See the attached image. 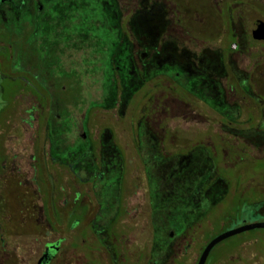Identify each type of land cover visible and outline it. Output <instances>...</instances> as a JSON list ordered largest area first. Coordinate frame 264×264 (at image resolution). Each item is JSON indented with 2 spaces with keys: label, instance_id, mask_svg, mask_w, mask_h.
Segmentation results:
<instances>
[{
  "label": "flooded vegetation",
  "instance_id": "flooded-vegetation-1",
  "mask_svg": "<svg viewBox=\"0 0 264 264\" xmlns=\"http://www.w3.org/2000/svg\"><path fill=\"white\" fill-rule=\"evenodd\" d=\"M32 2L36 14L43 15L40 0H0V43L10 39L2 27L8 16L18 19ZM205 2L211 4L217 18L223 15L230 20L229 29L220 27L217 36L215 29L200 31L204 18L194 9L196 0H103L101 11L116 35L112 48L117 64L112 66V77H107L103 68L90 75L93 97H87L88 102L79 89L68 97V82L52 85L53 78L45 75L48 87L38 83L42 78L37 76V68L31 67L37 61L28 56L26 70H22L28 77L22 80L31 89L19 85L11 100L22 97L33 101L23 110L27 117L21 121L25 126L22 132L31 130L33 139L19 148L9 146L7 117L0 123V181L7 178L10 194L24 196L19 221H10L11 215L0 212V255L4 259L14 257V264H26L27 260V264H59L64 257L66 264H196L198 258L192 263L190 257L193 248L200 255L206 244L200 250L199 239H203L188 235L182 221L181 232L175 222L159 227L160 231L169 230L164 246L156 250L158 228H154L151 214L145 226L148 233L143 241L138 240L139 179L149 198L152 178L159 181L163 176L162 180L171 179L175 186L188 170H194L195 212L209 213L199 215L203 232L198 233L206 238L211 234L206 223H210L209 229L216 228L218 214L213 213V207H219L230 191V174L239 178L251 164H257L259 179H264V137H253L254 123L259 121V127H264V38L253 37V23L246 26L240 13L241 23L234 24L235 3ZM245 9L244 4L241 14ZM228 36L236 40L227 42ZM252 42L259 45L261 54L257 77L234 59ZM132 76L135 78L128 80ZM101 78L103 92L97 84L102 85ZM116 83L119 86L115 87ZM178 85L184 98L176 91ZM62 101H71L74 107ZM174 102L179 107L170 109ZM122 105L125 108H120ZM60 121L70 135L66 142L52 140V123ZM171 133L176 137L169 140ZM176 141L178 148L171 144ZM58 144H65V150L58 152ZM229 150L233 157L227 156ZM255 153L259 155L253 156ZM59 165L65 167V174L57 171ZM134 169L140 175L132 172ZM113 170L115 184L109 185V195L102 200L96 185H102L104 176ZM255 175L247 179L250 185L257 182L252 179ZM64 179L67 188L61 183ZM260 192L264 194V189ZM251 213L259 220L243 221L239 226L264 221V207ZM218 221L224 223L221 218ZM10 227L17 234L12 235ZM60 229L64 230L61 236ZM239 234H244L243 243L237 248L232 239L235 254L230 264H250L254 258H247L244 252L252 245H258L264 264V229Z\"/></svg>",
  "mask_w": 264,
  "mask_h": 264
},
{
  "label": "rangeland",
  "instance_id": "rangeland-1",
  "mask_svg": "<svg viewBox=\"0 0 264 264\" xmlns=\"http://www.w3.org/2000/svg\"><path fill=\"white\" fill-rule=\"evenodd\" d=\"M188 1H191L192 3L195 2V0ZM196 1L197 3L194 9L202 18H204V27H200V31H203L204 29H215V36H217L216 31H219L220 27L224 29H227L228 27L229 29L228 25L230 20L226 16L223 17L222 15L220 18H217L218 16L215 14L216 11L211 7V4L205 2L207 0ZM40 2L43 6V15L38 16L36 14L35 4L32 2L30 5H27L25 11H21L18 19L8 16L5 24L2 26L5 34L9 35L10 41L7 40L0 43V123H2V120L7 117L6 124L10 130L7 135L8 145L16 148L23 146L25 141L33 139L31 136V130L28 132H22L25 126L24 123L21 122L27 117L23 110L31 107L33 101L28 98L22 99V97L15 101L11 100V95L16 92L20 86H24V90L31 89L28 82L22 80L23 77H28V74L22 71L26 70L27 66L25 64H27L28 56H30L29 60L31 59V56H33L35 61H37L36 63L33 62L31 67L32 70L36 67L37 76L42 78L38 83H42V86H46L47 88L49 83L44 81V77L46 78V76L53 78V81L50 82L52 85L54 83L59 85V81H61V85L65 86V83L68 82V97H72L73 95L71 94L74 93L78 94L79 89L83 92L84 101L86 102H88L87 97H93L91 92H89L91 91V82L93 81L90 79V75L94 73V71L99 74L98 69L103 68L108 72L107 77H112V66L117 64V53L112 48L116 35H114L109 28L110 24L106 14L101 11L103 0H40ZM222 2H224V0H221V3ZM230 2L235 3L234 24L240 22L237 17L239 13V15H242V18L240 19L245 20L246 26L248 25L249 27H251L254 19L264 18V0H230ZM244 4L246 6V11H244V14H241V8L244 7ZM244 38L249 42V37L247 35H245ZM225 40L227 42H233L236 39L232 40V38L228 36ZM241 50L242 51L234 55V59L239 60L242 67L245 66L249 71L255 72L254 75L257 77L258 64L261 60L259 45L253 42L247 43L246 47ZM173 61L175 60L173 59ZM169 72L170 76H172V69L169 70ZM166 74L168 75V73ZM16 76H21V78H16ZM134 78L135 76L128 77V80L131 79L132 81ZM101 79L102 85L99 86V82L97 84L101 89L100 91L103 92L105 88L104 78ZM112 84L113 83L111 82L110 86ZM117 86H119L118 83L115 84V87ZM180 87L181 86L179 85L176 86V91H178L179 94L181 93V95H179L181 99L184 98V96H182L184 94L181 92ZM61 100L65 101L64 98H61ZM63 101L62 103H68L74 107L73 102ZM178 107L179 105L175 102L171 103L169 106L170 109H176ZM120 108H125V105H122ZM137 108H139V106H137ZM59 111H61L60 108ZM54 112H57V110H54ZM60 123L61 121L58 123H52V140L66 142L69 140L70 135L65 132ZM254 124L256 127H253V134L256 136L253 137L258 140L259 137H264V127H259V121ZM262 124L264 125V122ZM173 137L175 138L176 135L171 133L169 140H172ZM261 140H263V138H261ZM175 143L171 144L178 148V141ZM65 147V144H58L57 151L61 152L62 150H65ZM16 148L12 150H18ZM69 150L72 151L71 148ZM75 150L77 152V148H74V151ZM226 154L228 157H233V152L231 150L228 152L226 151ZM255 154L256 155L253 156L259 155L258 153ZM213 156L216 159L215 161L218 162L220 158L219 154ZM194 157L197 159V154H194ZM223 159L224 158L222 157V160ZM251 165H253V167L251 166L250 169L247 168L245 173L239 178L234 174H230V191L225 193L219 203L220 206H214V210H212L216 211L213 212L215 215L218 214L216 228L211 230L209 229L211 228L210 223H206V226L209 227L207 229L211 232L210 236L239 226L243 221L249 222L259 220V217L254 216L251 213V210L264 207V194L260 192V189H264V179L263 177L262 179H259L261 176V170L258 168L257 164ZM108 168L110 169L111 166H108ZM58 170L62 171V174L63 172L65 174V167L59 165L57 167V171ZM132 172H138L137 175L139 174L137 169H134ZM217 172L219 173V171ZM252 173L256 174V178L252 177V179L258 180L250 185V181L247 179L251 177ZM115 175L116 170L110 171L104 176L102 185H96V189H99V193H101L99 197L102 200L109 195V185L113 184L114 186L115 183L113 182V179L115 178ZM193 175L194 170H188L186 176H181L179 182L180 185L178 184L175 186L171 185V179L170 181H167V179L162 180L163 176L159 181L152 178V197L149 198L146 195L145 183L142 178L139 179L138 184H141V186L138 187L139 190L137 192L139 226L136 234L140 242L144 240V236L148 233V229L145 226L148 225L151 220L152 214L154 228H158L156 231V250H160L164 246V242L167 241V231L169 230L167 229L166 231L165 229L160 231L159 227H162L163 224H171L172 222H175L177 232H181L183 227L179 224L180 221L186 226L188 235L189 233H192L198 237L201 236V239L203 240L201 241L199 239L201 246L199 248L200 250L206 244L207 238L205 234L199 235L198 233L202 229L199 227V219L205 214V212L201 215L199 214L200 212H195L193 201L195 200L196 195L194 194ZM61 183L67 188L66 179L61 181ZM10 184L11 181H8L7 178H5V180L2 178V181H0V212H4L8 216L11 215V219H9L10 221H19L18 211L21 207V203H23V195L20 194L17 196L15 193L10 194V191L12 190V187L10 189ZM179 186H181V188L183 186L184 189L182 188L180 191L178 189ZM8 188L10 189L9 191ZM91 188L93 189V186ZM149 200L154 208L153 213H151L149 208ZM185 205L186 212H183ZM204 205H207L206 201H204ZM224 210L229 212L222 213ZM208 214L209 213H206L205 215L208 216ZM220 218L224 223L218 221ZM221 222L223 225L220 227ZM206 226L204 224L203 228ZM10 229L12 235L17 234L13 231V228L10 227ZM63 231V229L59 230V236L63 235ZM229 243H232V241H227L225 239L216 244L212 249L210 258L215 254H220ZM262 247H264L263 244ZM195 249L197 248L195 247ZM195 249L193 248V253L191 252L190 255V257L192 256V263L195 262L199 256V251L197 252ZM258 251V245H252L250 249H247L244 252V255L247 258H254L248 263H263V261H261L262 257H260L262 256V253ZM64 255L66 256V253ZM14 263H17L14 257H7L4 259L3 256L0 255V264ZM27 263L28 260L26 261V264ZM66 263L65 257L59 262V264ZM234 264H236V262ZM239 264H242V261Z\"/></svg>",
  "mask_w": 264,
  "mask_h": 264
},
{
  "label": "water",
  "instance_id": "water-1",
  "mask_svg": "<svg viewBox=\"0 0 264 264\" xmlns=\"http://www.w3.org/2000/svg\"><path fill=\"white\" fill-rule=\"evenodd\" d=\"M252 26H253V31H252L253 37L257 40L264 38V21H262L260 19H256L253 21ZM256 228H263L264 229V221L245 224V225L238 226L236 228H232V229H229V230H226V231H223V232L217 234L216 236L211 238L206 243V245L204 246L203 250L201 251V253L198 257L196 264H205V261L208 257V254L213 249V247L216 244H218L219 242H221V241H223V240H225L231 236L239 234L241 232L256 229Z\"/></svg>",
  "mask_w": 264,
  "mask_h": 264
},
{
  "label": "trees",
  "instance_id": "trees-1",
  "mask_svg": "<svg viewBox=\"0 0 264 264\" xmlns=\"http://www.w3.org/2000/svg\"><path fill=\"white\" fill-rule=\"evenodd\" d=\"M252 232H254V231H252ZM243 235L244 234L235 235L233 237L227 238L226 240L227 241H229V240L232 241V239H235L234 246L237 247V248H239L240 245H241V243H243ZM214 236H216V235H213V236L208 237L207 238V242L211 238H213ZM211 252H212V250L210 251V253L208 255V258H207L205 264H230L231 263V258L235 254L232 251V245H231V243H229L228 245H226V248L220 254H215V255H213V257L210 258ZM236 253H237L236 254V257L237 256H240L239 250H236Z\"/></svg>",
  "mask_w": 264,
  "mask_h": 264
}]
</instances>
